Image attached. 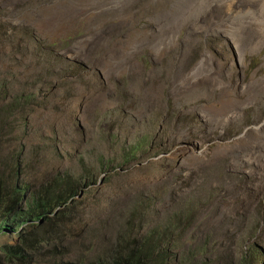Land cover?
Returning a JSON list of instances; mask_svg holds the SVG:
<instances>
[{"label":"rangeland","instance_id":"1","mask_svg":"<svg viewBox=\"0 0 264 264\" xmlns=\"http://www.w3.org/2000/svg\"><path fill=\"white\" fill-rule=\"evenodd\" d=\"M202 1L0 0L8 22L30 25L41 37L87 32L65 56L89 68L95 65L104 80L95 87L87 75L83 82L68 78L57 91L53 105L73 116L71 120L63 113L56 123L57 140L54 134H42L59 116L56 108L39 110L20 131V140L1 139L4 156L23 149L34 187L56 171L95 180L82 188L67 214L51 216L38 230L47 231L52 244L64 246L71 263L82 264L80 260L108 250L126 210L150 186L157 189L176 179L186 192V177L218 162L245 174L246 184L255 190L264 186V24L246 18L242 26L234 18L241 9L257 12V1L235 0L230 12L215 0ZM7 69V62H0L3 75ZM21 73L18 89H27L37 70ZM168 98L171 109L190 120L171 136L176 145L170 155L142 154L133 165L102 172L101 155L105 160L119 155L111 134L124 141L147 135L152 145L161 141L164 118L158 116L167 111ZM172 119L168 127H173L176 117ZM189 128L211 140L179 144ZM150 160L153 166L147 164ZM234 184L227 187L224 210L253 204L243 195L236 197ZM169 205L153 206V218L163 216ZM222 219L218 215L203 221ZM68 228L70 234L64 236ZM11 240L10 234L1 238Z\"/></svg>","mask_w":264,"mask_h":264},{"label":"trees","instance_id":"2","mask_svg":"<svg viewBox=\"0 0 264 264\" xmlns=\"http://www.w3.org/2000/svg\"><path fill=\"white\" fill-rule=\"evenodd\" d=\"M85 35L84 30H70L64 36L61 33L51 38L41 37L30 25L8 22L0 3V62L6 61L8 67L4 75L0 72V264H76L68 260L64 246L52 244L47 231L38 230L51 216L60 218L61 214H67L82 188L95 184V180L87 175L76 177L72 173L56 171L34 187L33 180H28L23 149L22 152L15 149L4 156L1 139L20 140V131L25 130L39 110L50 112L56 108L59 116L42 134H54L53 138L57 140L56 123L63 113L73 120L70 110L62 111L53 105L58 99L57 91L64 88L65 81L72 78L83 82L87 75L88 79H93L92 86L104 83L95 65L89 68L82 61L65 56L66 52L78 47L75 43L82 41L81 37ZM26 60L27 66L24 65ZM30 68L37 70L35 78L27 89H18L21 72ZM73 96L69 94V97ZM166 104L167 111L158 116L164 118L158 133L162 136L161 141L152 145L147 135L135 134L124 141L116 133L111 134L109 138L119 146V155L106 160L101 155L102 172L133 165L139 162L142 154L170 155V148L176 145L171 136L185 128L190 120L181 118V114L171 109L170 98ZM173 117H176L173 127H168ZM178 124L182 127H177ZM210 140L201 130L189 128L179 144ZM47 152L51 153L49 149ZM80 164L84 165L82 157ZM147 164L153 166L154 161ZM207 168L202 167L197 175L186 177V192H181L176 179L157 189L148 187L126 210L110 248L97 252L86 260L87 263L80 262L264 264V191H261L264 186L258 185L255 190L246 184L249 178L245 174L219 162ZM233 184L237 188L236 197L249 198L253 204L224 210L222 204L227 187ZM160 203L171 205L163 216L153 218L152 207ZM218 215L223 217L220 222L203 221ZM67 232L70 234L69 228L64 236ZM9 234L13 240L1 241Z\"/></svg>","mask_w":264,"mask_h":264},{"label":"bare ground","instance_id":"3","mask_svg":"<svg viewBox=\"0 0 264 264\" xmlns=\"http://www.w3.org/2000/svg\"><path fill=\"white\" fill-rule=\"evenodd\" d=\"M206 1V0H205ZM205 1H202L203 3L205 2ZM208 1V0H207ZM257 1V7H258V14H256L257 12L256 11H254V10H252V9H248V10H244V9H241V11L239 10V12H237L236 14H235V16H234V14H233V16H234V18H237L238 19V21L242 24V26L244 25V23L246 24L247 22H246V18H249V19H251V21L252 20H254V21H256V22H258V23H263L264 24V18L262 17V14H263V16H264V0H256ZM201 2V1H200ZM235 2V0H215V3H216V5L218 4V6L220 5V6H224L225 7V10H227L228 12H230L231 11V6H232V4ZM208 3V2H207ZM209 3H211V2H209ZM208 3V4H209ZM214 3V4H215ZM198 6V5H197ZM189 7V6H188ZM210 7V6H209ZM204 8V7H203ZM199 11V10H198ZM232 16V17H233ZM248 19V20H249ZM236 21V20H235ZM250 21V22H251ZM233 23V22H232ZM249 23V22H248ZM232 27V26H231ZM264 27V26H263ZM234 28V27H233ZM232 29V28H231ZM234 30V29H233ZM264 30V29H263ZM232 31V30H231ZM236 33V32H235ZM198 68H199V66H197ZM203 67V66H202ZM197 68V69H198ZM195 70H196V68H195ZM201 70V69H200ZM200 70H198V71H200ZM198 74V73H197Z\"/></svg>","mask_w":264,"mask_h":264}]
</instances>
